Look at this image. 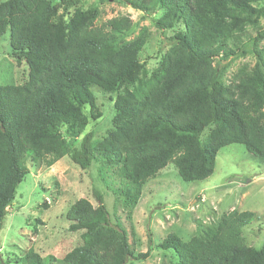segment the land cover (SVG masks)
<instances>
[{"label": "trees", "instance_id": "1", "mask_svg": "<svg viewBox=\"0 0 264 264\" xmlns=\"http://www.w3.org/2000/svg\"><path fill=\"white\" fill-rule=\"evenodd\" d=\"M107 1L162 9L155 24L169 32V43L155 69L147 72L139 58L146 32L120 39L131 26L127 16L97 25L98 10L75 6L77 0L0 2V36L8 30L9 55L27 65L21 83L0 85V229L27 154L47 157L48 165L68 154L82 169L101 160L102 173L120 183L111 190L130 208L143 184L168 163L182 180L200 181L212 175L217 152L231 143L243 144L264 163V26L252 38L251 68L240 67L224 83L220 64L229 39L257 26L261 0ZM123 82L137 88L116 94L106 134L94 141L86 133L74 147L71 142L101 115L92 89L111 92ZM97 202L80 198L68 207V230L79 232V241L63 257H41L30 246L14 263L145 260L149 250L136 251L126 231L111 222L100 196ZM258 218L233 209L188 241L169 233L157 247L173 250L175 264H264V243L249 246L241 235Z\"/></svg>", "mask_w": 264, "mask_h": 264}, {"label": "rangeland", "instance_id": "2", "mask_svg": "<svg viewBox=\"0 0 264 264\" xmlns=\"http://www.w3.org/2000/svg\"><path fill=\"white\" fill-rule=\"evenodd\" d=\"M75 6L95 7L97 25L114 17H129L131 26L120 39L132 40L146 32L148 42L139 58L147 72L158 66L160 55L169 43V32L161 31L155 24L162 9L141 11L129 4L107 0H77ZM256 7L257 26L248 27L228 41L226 58L220 63L225 66L224 83L231 81L240 67L251 68L255 62L250 47L256 31L264 26V0ZM259 45H264V39ZM9 53V33L5 30L0 36V85L21 83L27 77L26 63L17 65ZM136 85L123 82L105 93L92 89L101 115L90 120L71 144L78 148L86 133H91L94 141L100 140L110 126L112 100L116 94L137 88ZM66 141L70 140L66 138ZM47 160V157L27 154L22 161L26 167L24 176L16 186L0 229V264H16L14 260L19 261L16 257L30 246L41 257H63L79 241V232L68 230L70 222L65 218L68 207L80 198L96 206L97 196L101 197L111 222L126 231L128 242L135 250H149L145 260H128L126 264H175L173 250L157 247L167 234L175 233L186 242L201 228L216 223L223 213L233 209L252 211L259 216L241 228V235L249 246L258 248L264 243V163L253 158L243 144L231 143L220 148L212 175L200 181L182 180L174 164L168 163L143 184L133 208L124 206L122 198L111 190L120 187V183L102 173L101 160H93L85 169L68 154L52 165Z\"/></svg>", "mask_w": 264, "mask_h": 264}]
</instances>
